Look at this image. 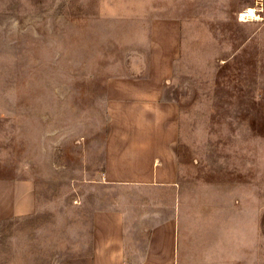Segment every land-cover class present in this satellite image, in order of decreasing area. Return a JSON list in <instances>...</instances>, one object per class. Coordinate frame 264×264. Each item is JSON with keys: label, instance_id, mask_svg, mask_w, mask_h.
<instances>
[{"label": "rangeland", "instance_id": "rangeland-1", "mask_svg": "<svg viewBox=\"0 0 264 264\" xmlns=\"http://www.w3.org/2000/svg\"><path fill=\"white\" fill-rule=\"evenodd\" d=\"M247 8L257 20L239 19ZM163 19L180 26L165 96L186 264L213 228L232 230L234 258H264V0H0V180H32L36 197L32 216L2 225L0 264H63L76 250L106 83L138 73Z\"/></svg>", "mask_w": 264, "mask_h": 264}, {"label": "crops", "instance_id": "crops-1", "mask_svg": "<svg viewBox=\"0 0 264 264\" xmlns=\"http://www.w3.org/2000/svg\"><path fill=\"white\" fill-rule=\"evenodd\" d=\"M179 28L173 19L152 21L138 73L106 83L100 167L87 182L94 200L90 222L63 264H186L178 224L177 106L165 96L179 54ZM35 211L32 180H0V229ZM214 230L207 243H197L187 264H264L253 254L234 258L232 230L224 239Z\"/></svg>", "mask_w": 264, "mask_h": 264}, {"label": "bare ground", "instance_id": "bare-ground-1", "mask_svg": "<svg viewBox=\"0 0 264 264\" xmlns=\"http://www.w3.org/2000/svg\"><path fill=\"white\" fill-rule=\"evenodd\" d=\"M240 14H242L243 18H248V19L253 18L254 20L258 19L257 16L255 15V9H253V8H247ZM259 18H261V17H259Z\"/></svg>", "mask_w": 264, "mask_h": 264}, {"label": "built area", "instance_id": "built-area-1", "mask_svg": "<svg viewBox=\"0 0 264 264\" xmlns=\"http://www.w3.org/2000/svg\"><path fill=\"white\" fill-rule=\"evenodd\" d=\"M239 19H240L241 21H244V18L242 17V14H240Z\"/></svg>", "mask_w": 264, "mask_h": 264}]
</instances>
